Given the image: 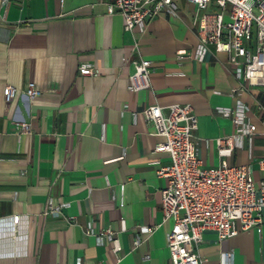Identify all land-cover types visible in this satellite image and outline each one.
I'll list each match as a JSON object with an SVG mask.
<instances>
[{
  "label": "crops",
  "instance_id": "0c3cea01",
  "mask_svg": "<svg viewBox=\"0 0 264 264\" xmlns=\"http://www.w3.org/2000/svg\"><path fill=\"white\" fill-rule=\"evenodd\" d=\"M106 2L0 0V264H169L172 221L163 219L165 180L157 175L169 158L154 151L160 138L143 116L147 106L190 105L204 166H248L255 184L262 176L264 87L239 98L255 125L252 140L220 156L215 140L234 125L217 111L236 107L230 90L237 81L227 54L213 45L197 58L196 7L174 0L175 13L163 11L143 31L127 32ZM136 58L150 61V87L131 92ZM83 65L98 74L81 75ZM29 82L40 90L35 98L17 94L4 102L6 85L22 90ZM18 122L29 123V132ZM49 198L64 206L48 212ZM107 229L118 254L107 237L98 240ZM194 247L201 264H225L226 251L233 252L230 264H264V226L220 241L208 230Z\"/></svg>",
  "mask_w": 264,
  "mask_h": 264
},
{
  "label": "built area",
  "instance_id": "2783aa9c",
  "mask_svg": "<svg viewBox=\"0 0 264 264\" xmlns=\"http://www.w3.org/2000/svg\"><path fill=\"white\" fill-rule=\"evenodd\" d=\"M6 1V0H3ZM63 1V0H60ZM107 12L118 13L123 29L134 32L144 30V24L163 11L175 13L174 0H106ZM196 7L193 26L198 38L197 58L213 45L215 52L227 54V70L237 86L231 88L235 97L234 109L219 108L218 113L231 119L232 134L217 138L215 144L220 156L231 155L244 138L252 140L255 125L247 121V107L239 101L250 87H264V0H186ZM136 48V46H135ZM186 52L179 50L178 59ZM133 72L128 75L127 89L131 92L150 87V61L136 58L131 61ZM81 75H96L91 65L78 68ZM40 93L33 82L19 90L6 85L3 98L9 104L17 94L32 100ZM144 118L152 125L153 135L160 138L155 152L168 155L169 163L159 166L157 175L164 178L161 188L160 209L164 220L172 226L166 234L169 264H201L195 249L205 231H214L218 240L233 237L239 232L254 230L261 233L264 226V159L259 160L262 176L257 184L248 166L228 165L222 161L218 166L206 167L197 153L194 132L197 118L190 105L171 104L164 110L150 105L142 110ZM20 132H29L27 122H18ZM64 205L47 201L48 212H58ZM19 215L12 217L17 225ZM150 231L149 228H144ZM108 238L115 254L121 246L110 230L101 231L98 240ZM139 243L133 242L135 248ZM232 251L222 252L221 259L230 264ZM75 264H81L78 259Z\"/></svg>",
  "mask_w": 264,
  "mask_h": 264
}]
</instances>
